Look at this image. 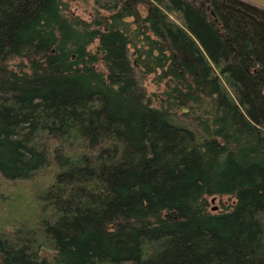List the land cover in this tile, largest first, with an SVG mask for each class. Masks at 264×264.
Wrapping results in <instances>:
<instances>
[{
  "label": "trees",
  "instance_id": "16d2710c",
  "mask_svg": "<svg viewBox=\"0 0 264 264\" xmlns=\"http://www.w3.org/2000/svg\"><path fill=\"white\" fill-rule=\"evenodd\" d=\"M77 1L0 0V201L17 216L0 264H264V9L93 0L85 20ZM158 69L161 107L141 83ZM173 104L218 129L197 140ZM213 194L233 209L208 212Z\"/></svg>",
  "mask_w": 264,
  "mask_h": 264
},
{
  "label": "rangeland",
  "instance_id": "374dc122",
  "mask_svg": "<svg viewBox=\"0 0 264 264\" xmlns=\"http://www.w3.org/2000/svg\"><path fill=\"white\" fill-rule=\"evenodd\" d=\"M144 5H140L139 12L142 16L146 14ZM69 9L72 13L79 15L85 20H89L95 15L96 8L93 3V0H87L85 2H73L69 5ZM22 61V60H21ZM20 60H15L14 63L21 62ZM23 62V61H22ZM161 74L160 69L156 70L155 73L147 74L141 79L142 86L146 93V100L148 104L156 107H161L165 99V92L169 91L173 86L172 80L170 78L160 81L159 75ZM171 84V85H170ZM162 100V104H161ZM161 104V105H160ZM171 113L174 114L181 123L191 129L197 140H203L206 136L209 135L218 129V126H215V123L211 126L209 121H207V115L203 114L201 111H197L194 108L189 106H170ZM211 112V108L208 109ZM210 115V114H209ZM233 122V121H232ZM235 134H239L243 128L242 125L237 121L235 124ZM242 134H240L241 136ZM220 137V136H219ZM8 186V185H7ZM6 183L0 178V192H10L12 189L8 188ZM203 205H206V209L210 213H228L231 211L236 203V198L233 195L228 194H213L206 195L203 198ZM16 212H7L6 203L2 204L0 201V218L3 221V224H8L12 219L17 218L13 216ZM54 252L42 251L40 256L48 261H52Z\"/></svg>",
  "mask_w": 264,
  "mask_h": 264
},
{
  "label": "water",
  "instance_id": "95a60500",
  "mask_svg": "<svg viewBox=\"0 0 264 264\" xmlns=\"http://www.w3.org/2000/svg\"><path fill=\"white\" fill-rule=\"evenodd\" d=\"M249 4H252L256 7H259L261 9H264V0H243Z\"/></svg>",
  "mask_w": 264,
  "mask_h": 264
}]
</instances>
